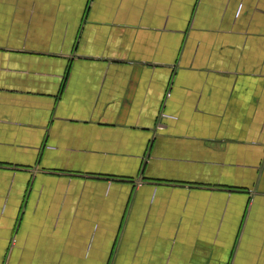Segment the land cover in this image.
<instances>
[{
	"label": "crops",
	"instance_id": "obj_1",
	"mask_svg": "<svg viewBox=\"0 0 264 264\" xmlns=\"http://www.w3.org/2000/svg\"><path fill=\"white\" fill-rule=\"evenodd\" d=\"M0 264H264V0H0Z\"/></svg>",
	"mask_w": 264,
	"mask_h": 264
}]
</instances>
